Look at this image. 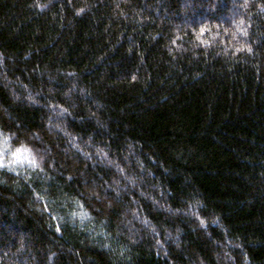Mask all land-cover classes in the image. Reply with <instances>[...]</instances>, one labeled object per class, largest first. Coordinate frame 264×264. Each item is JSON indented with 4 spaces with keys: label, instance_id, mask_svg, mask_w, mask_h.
Listing matches in <instances>:
<instances>
[{
    "label": "trees",
    "instance_id": "obj_1",
    "mask_svg": "<svg viewBox=\"0 0 264 264\" xmlns=\"http://www.w3.org/2000/svg\"><path fill=\"white\" fill-rule=\"evenodd\" d=\"M0 264H264V0H0Z\"/></svg>",
    "mask_w": 264,
    "mask_h": 264
},
{
    "label": "clouds",
    "instance_id": "obj_2",
    "mask_svg": "<svg viewBox=\"0 0 264 264\" xmlns=\"http://www.w3.org/2000/svg\"><path fill=\"white\" fill-rule=\"evenodd\" d=\"M7 146H8L7 141H5V147H7ZM13 156H15L17 160L20 159L19 152L13 153ZM12 162L15 163V160H13Z\"/></svg>",
    "mask_w": 264,
    "mask_h": 264
},
{
    "label": "snow or ice",
    "instance_id": "obj_3",
    "mask_svg": "<svg viewBox=\"0 0 264 264\" xmlns=\"http://www.w3.org/2000/svg\"><path fill=\"white\" fill-rule=\"evenodd\" d=\"M7 138H5V141H6ZM57 231H59V228H57Z\"/></svg>",
    "mask_w": 264,
    "mask_h": 264
}]
</instances>
